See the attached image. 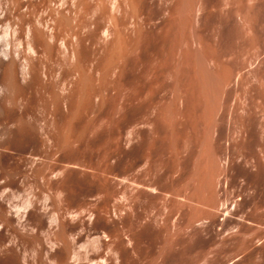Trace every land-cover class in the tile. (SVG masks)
<instances>
[{
    "label": "rangeland",
    "instance_id": "374dc122",
    "mask_svg": "<svg viewBox=\"0 0 264 264\" xmlns=\"http://www.w3.org/2000/svg\"><path fill=\"white\" fill-rule=\"evenodd\" d=\"M98 1L0 91V264H264V0Z\"/></svg>",
    "mask_w": 264,
    "mask_h": 264
},
{
    "label": "bare ground",
    "instance_id": "6f19581e",
    "mask_svg": "<svg viewBox=\"0 0 264 264\" xmlns=\"http://www.w3.org/2000/svg\"><path fill=\"white\" fill-rule=\"evenodd\" d=\"M99 1L103 2L104 0H99ZM105 1H107V3L112 2L111 7H110L112 10H113V8H115V4H116L115 1H112V0H105ZM38 4H40L39 6H42V4H44L46 6V7L44 6L46 8L45 9L46 12H45L44 16L41 18H37L36 16H33V14L31 13L32 18H29L31 16V14H28L29 13L28 11L33 7L35 9H37L39 7V6L36 7ZM181 4H182V2H181ZM3 6H5L6 9ZM103 6H106V5H103ZM34 8H33V12H35ZM105 11L107 12V10H105ZM31 12H32V9H31ZM91 12L92 11H90L89 0H0V63H2L3 61L6 62L4 64L5 65L4 66V68H5L4 69L5 70V78L4 79H5L6 85L3 84L1 86L0 91L8 94L10 88L8 87L7 83H10V82L14 83L16 81L18 82V80H19L18 77H20L22 80H26L28 78H30V80H31V77H33V78L35 77L34 81H37V80H39L37 82H40V80L42 81V79H43L42 76H41L42 79H40V71L42 69H39L40 67H38V64H39V61L41 60L40 58L43 59V57H45V56H49V57L54 56L55 60H61L60 62L63 61V64H66L71 68V71H72L71 74H73L74 72L76 74V72L81 69V67H80L81 61L79 63L80 48L82 47L83 50L87 53L89 47L91 46V44L93 42L94 37L96 36L95 33H97L96 32L97 29H96L95 17L93 15V13H91ZM26 13H27V15H26ZM6 14L10 18V20H9V18L7 19V20H9L8 22L5 19ZM28 15H30V16L28 17ZM33 17H36V18H33ZM103 17H105V16H103ZM108 30H109V28L103 29V31L100 34L102 36V38H107V36L109 35V32H110ZM18 38L19 39L21 38V40H22L21 44L23 43L22 45L24 46L25 51H26L25 55L23 56L24 58L22 57L23 61H19V59H18L19 55L16 56L17 55L16 54L15 57L13 56L14 55L13 53L15 51L11 52L12 50H11L10 46L13 45L12 44L13 42L19 41ZM92 46H94V45H92ZM199 56H200V54H199ZM16 58L18 60H16ZM195 63H196V61H195ZM195 63L193 65H195ZM199 66H202V65H199ZM85 70H86V68H85ZM91 71L92 70L87 68L86 74H84L85 77H84V81H83V82H85L84 88H85V93L87 95L86 97H87L89 104H91L93 101L92 100L93 95H92V91H91V81H93L92 80L93 77L91 75ZM81 73H83V72H81ZM92 73H95V72H92ZM79 74H80V72H79ZM41 75H43V73ZM204 76H205V74H204ZM206 77H208V76H206ZM64 78H65V76H64ZM64 78H63V80H64ZM200 78H203V76H200ZM46 79H48V78H46ZM200 80H202V79H200ZM207 82L208 81H206V83ZM40 83H42V82H40ZM43 85H44V83H43ZM208 85H210V84H208ZM11 87H12V84H11ZM62 88H63V85H62ZM72 89H73V87H72ZM64 91H65V89H64ZM202 91H200V92H202ZM68 93H70V92H68ZM74 93H75V91H74ZM98 95L99 94H97V96ZM77 97H79V96H77ZM93 105H94V103H93Z\"/></svg>",
    "mask_w": 264,
    "mask_h": 264
}]
</instances>
